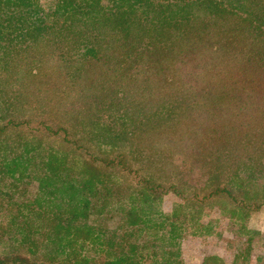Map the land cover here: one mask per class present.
<instances>
[{"label": "trees", "instance_id": "1", "mask_svg": "<svg viewBox=\"0 0 264 264\" xmlns=\"http://www.w3.org/2000/svg\"><path fill=\"white\" fill-rule=\"evenodd\" d=\"M208 205L250 264L264 0H0V264H186Z\"/></svg>", "mask_w": 264, "mask_h": 264}, {"label": "rangeland", "instance_id": "2", "mask_svg": "<svg viewBox=\"0 0 264 264\" xmlns=\"http://www.w3.org/2000/svg\"><path fill=\"white\" fill-rule=\"evenodd\" d=\"M29 60H25L28 64ZM32 85V84H31ZM185 178L193 185H201L205 180V169L201 166H194L185 169ZM179 198L171 194L166 196L163 202V211L170 212L172 206L179 202ZM220 220L219 231H222L221 236L214 234L208 238H204L202 242L195 244L184 245V256L186 264H198L206 255H221L226 264H232L234 255L237 251L245 246L246 239L237 237L235 238L231 232L232 226L224 216H221L219 206L208 205L201 218V223L206 225L209 220ZM248 228L257 232L253 242V251L250 264H256L258 257H264V207L259 210L253 211L248 220Z\"/></svg>", "mask_w": 264, "mask_h": 264}]
</instances>
